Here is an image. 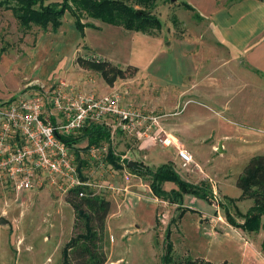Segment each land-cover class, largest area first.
Wrapping results in <instances>:
<instances>
[{
  "label": "rangeland",
  "instance_id": "rangeland-1",
  "mask_svg": "<svg viewBox=\"0 0 264 264\" xmlns=\"http://www.w3.org/2000/svg\"><path fill=\"white\" fill-rule=\"evenodd\" d=\"M52 1L60 0L46 2ZM153 12L162 26L152 34L127 30L84 15L82 22L92 25L85 27L81 35L68 11L62 17L60 28L51 32L37 25L24 29L11 10L0 7V88L6 87L11 95H17L31 86L46 88L61 81L81 92L104 94L118 90L128 102L134 98V90H138L135 93L140 97L158 96L162 89L144 85L149 76L166 73L169 54L166 39L179 36L185 23L191 17L196 19L197 13L182 6L179 0L159 1ZM37 41H41L38 48ZM91 55L123 68L135 65L138 71L109 85L98 73L82 69L76 63L77 56ZM156 108L164 110L162 106ZM180 110L178 107L168 111L174 117ZM216 134L188 151L193 162L183 166L174 148L152 143L140 151L139 141L119 132L103 143L111 145L113 154L127 161L121 169L115 168L106 157L101 164L90 159L85 148L87 141L80 137L75 144L76 164L81 168L79 177L92 183L90 188L94 194L110 201L102 243L107 257L105 264H164L167 230L173 244L167 264H187L188 258L213 263L264 264L262 227L248 233L230 225L226 219L229 215L238 222L243 221L242 215L253 205L251 198L242 196L236 179L251 156L264 154V133H260L259 143H245L234 135L222 137L214 149L211 142L215 141ZM219 145L221 152L217 151ZM79 160L85 164L79 166ZM128 161L138 166L130 167ZM166 161L174 164L183 180L207 182L213 196L203 199L184 194L181 204L160 198L153 200L145 170L155 169ZM42 176L40 185L18 193L0 183V217L8 220L7 224H0V264H61L62 247L77 231L73 226V208L66 201V185L58 177ZM126 187L128 191L139 188V200L134 201ZM176 187L173 182L163 186L166 191ZM181 209L186 210L180 214Z\"/></svg>",
  "mask_w": 264,
  "mask_h": 264
},
{
  "label": "crops",
  "instance_id": "crops-1",
  "mask_svg": "<svg viewBox=\"0 0 264 264\" xmlns=\"http://www.w3.org/2000/svg\"><path fill=\"white\" fill-rule=\"evenodd\" d=\"M183 1L199 18H189L179 36L166 39V73L149 76L144 85L162 89L161 93L140 97L134 90L129 103L166 114L161 119L165 134L187 151L213 138L215 132L214 149L217 141L229 135L245 143H259L260 133H264V0ZM41 41H37V48ZM12 96L11 90L0 88L1 101ZM122 101H127L125 95ZM158 106L164 110H157ZM178 107L179 114L172 117L168 110ZM205 123L208 127L201 131ZM176 144L162 146L176 151ZM147 187L153 200H158ZM138 189L127 190L134 201L139 200Z\"/></svg>",
  "mask_w": 264,
  "mask_h": 264
},
{
  "label": "trees",
  "instance_id": "trees-1",
  "mask_svg": "<svg viewBox=\"0 0 264 264\" xmlns=\"http://www.w3.org/2000/svg\"><path fill=\"white\" fill-rule=\"evenodd\" d=\"M47 0H0V7L11 10L18 24L28 29L37 25L44 31L56 32L62 25V17L68 11L74 17V25L82 35L84 28L92 25L90 22H82L84 15L98 19L104 23L123 27L127 30L152 34L161 29L162 22L153 10L159 1L164 0H60L46 2ZM179 3L190 10L193 7L183 0ZM144 13H137V9ZM196 18H199L195 14ZM76 63L85 70H91L100 75L102 80L112 85L117 79L134 76L138 67L132 64L122 67L107 59L77 56ZM80 135V136H79ZM75 138L64 139L67 143H78L80 137L85 138L87 146L98 144L102 141L109 142L110 129L99 124H88ZM77 153V151L75 150ZM78 157V156H77ZM107 161L115 168H122L120 157L113 154L109 145ZM85 161L79 160V166ZM78 167L79 174H81ZM148 185L152 194L170 203L181 204L184 194L193 195L196 198L208 199L212 194L210 185L201 181L191 183L183 180L175 170L174 164L167 161L158 165L155 169H146ZM81 179L85 180L84 177ZM173 182L177 187L166 191L163 185ZM236 185L241 189L242 196L249 197L253 201L252 207L244 215L243 221L226 215L228 223L245 232H252L262 227L264 231V154H256L249 158L243 170L238 174ZM66 201L74 211V228L77 231L69 238L61 250V264H105L107 257L103 251V239L105 234V220L110 210L109 199L94 194L84 185L70 188L66 193ZM187 209V208H186ZM186 209H181L182 214ZM174 220V218H172ZM171 220V221H172ZM167 230L164 264L170 262L173 252V244L169 240ZM264 251V239L262 243ZM187 264H229L227 261L213 263L204 259H185Z\"/></svg>",
  "mask_w": 264,
  "mask_h": 264
},
{
  "label": "built area",
  "instance_id": "built-area-1",
  "mask_svg": "<svg viewBox=\"0 0 264 264\" xmlns=\"http://www.w3.org/2000/svg\"><path fill=\"white\" fill-rule=\"evenodd\" d=\"M122 98L118 90L81 92L60 81L0 100V183L18 193L40 185L42 175L48 174L58 177L65 191L77 185L90 188L92 183L79 177L75 143L64 139L77 137L91 123L108 127L110 139L119 132L136 139L141 149L152 143L176 144L161 126L166 114L141 110ZM103 142L87 146L88 156L98 164L108 155ZM176 152L183 166L193 162L177 144ZM118 162L125 167L127 161L120 157Z\"/></svg>",
  "mask_w": 264,
  "mask_h": 264
},
{
  "label": "water",
  "instance_id": "water-1",
  "mask_svg": "<svg viewBox=\"0 0 264 264\" xmlns=\"http://www.w3.org/2000/svg\"><path fill=\"white\" fill-rule=\"evenodd\" d=\"M136 12H137V13H144L145 11L142 10V9H137ZM217 151H218V152H221V151H222V150H221V145H219ZM128 166L133 167V166H138V164L135 163V162H133V161H128ZM7 223H8V220L1 216V217H0V224H1V225H4V224H7Z\"/></svg>",
  "mask_w": 264,
  "mask_h": 264
}]
</instances>
